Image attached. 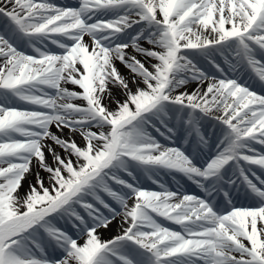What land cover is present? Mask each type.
Returning <instances> with one entry per match:
<instances>
[{"label": "snow or ice", "instance_id": "1", "mask_svg": "<svg viewBox=\"0 0 264 264\" xmlns=\"http://www.w3.org/2000/svg\"><path fill=\"white\" fill-rule=\"evenodd\" d=\"M245 72L264 87V0H0V264H264Z\"/></svg>", "mask_w": 264, "mask_h": 264}, {"label": "bare ground", "instance_id": "2", "mask_svg": "<svg viewBox=\"0 0 264 264\" xmlns=\"http://www.w3.org/2000/svg\"><path fill=\"white\" fill-rule=\"evenodd\" d=\"M61 6H63V5H61ZM85 39L87 40L88 38L85 37ZM144 46H145V47H148V45H147L146 43L144 44ZM138 59H143V57H138ZM116 66H117V68L120 70V72H121L123 75H125V76L128 75L127 70L123 67V65H121V64L119 63V61L116 62ZM66 87H68V88H70V89L73 88V86H72L71 84L66 85ZM130 87H133V89H134V85H131V84H130ZM195 87H196V84H195V83H190V84L187 86L189 92L192 91V89H194ZM76 90L79 91L78 88H77ZM250 90H253V89H250ZM253 91H255V90H253ZM113 92H114L115 95H117V97H118L119 99H123V96L119 93L118 90L113 89ZM255 92H257V91H255ZM257 94H258V95H264V94H262V93H260V92H257ZM77 102H79V101H77ZM52 131L55 132L56 129H55V128H52ZM63 135H65V136L67 135V130H65V132L63 133ZM76 139H77V141L79 142V137H76ZM57 150L59 151V149H57ZM41 175H42V176H45L46 174L43 173V172H41ZM28 180H34V177H33V176H29L28 179L25 180V181L23 182V187L20 189L21 194H23V192H24L25 189L27 188ZM156 190H159V189H156ZM118 223H119V218H117V220H114V221L112 222V224H111L107 229H103V228L100 229V235H101V238H105V239H106V238H110L111 236L115 235V234H116V228H117Z\"/></svg>", "mask_w": 264, "mask_h": 264}]
</instances>
